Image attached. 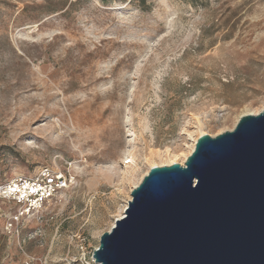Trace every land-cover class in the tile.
Listing matches in <instances>:
<instances>
[{
	"label": "rangeland",
	"instance_id": "rangeland-1",
	"mask_svg": "<svg viewBox=\"0 0 264 264\" xmlns=\"http://www.w3.org/2000/svg\"><path fill=\"white\" fill-rule=\"evenodd\" d=\"M262 108L264 0H0V184L67 179L39 212L0 199V264H84L151 152Z\"/></svg>",
	"mask_w": 264,
	"mask_h": 264
},
{
	"label": "water",
	"instance_id": "water-1",
	"mask_svg": "<svg viewBox=\"0 0 264 264\" xmlns=\"http://www.w3.org/2000/svg\"><path fill=\"white\" fill-rule=\"evenodd\" d=\"M97 264H264V108L152 166L93 251Z\"/></svg>",
	"mask_w": 264,
	"mask_h": 264
},
{
	"label": "built area",
	"instance_id": "built-area-1",
	"mask_svg": "<svg viewBox=\"0 0 264 264\" xmlns=\"http://www.w3.org/2000/svg\"><path fill=\"white\" fill-rule=\"evenodd\" d=\"M65 186H67V179L62 172L54 174L45 168L36 179L21 178L0 184V199L16 202L21 207V215H25L30 212H39L44 203ZM16 219L18 217H13L7 222L6 227L9 230L16 228ZM82 249L84 264H97L93 252L91 256L87 255L85 242Z\"/></svg>",
	"mask_w": 264,
	"mask_h": 264
},
{
	"label": "bare ground",
	"instance_id": "bare-ground-1",
	"mask_svg": "<svg viewBox=\"0 0 264 264\" xmlns=\"http://www.w3.org/2000/svg\"><path fill=\"white\" fill-rule=\"evenodd\" d=\"M263 109V108H262ZM261 109V110H262ZM248 113H258V111L257 112H246V113H244V114H248ZM143 125H144V130L145 131H151V129H150V126H149V124H148V122L145 120L144 122H143ZM203 126H204V122L203 121H201V119L200 120H197V130H198V132H199V134L198 135H195V133L194 132H189V134H188V137H189V140H190V144L189 145H187V150L185 151V152H182L181 154H179V155H175V158L174 159H170L169 158V156H168V158L167 159H170L169 161L167 160V163L166 162H164V161H162L161 160V162L159 163V161L158 162H156L154 159L156 158V157H159V159L163 156V154L165 153V152H163V151H161V150H158L157 149V151H154V152H151L150 154H149V157H146V161L148 162V164H149V166H150V168L152 167V166H161V165H169V164H172V163H174V162H178V163H180V164H184L185 163V161L187 160V158H188V156L191 154V152L193 151V149H194V147H195V144H196V142H197V139H198V137L200 136V135H202V134H205V131H203ZM152 134V133H151ZM168 151V150H167ZM166 153H168V152H166ZM171 154V153H170ZM164 157V156H163ZM179 157V158H178ZM166 160V159H165ZM149 168V169H150ZM147 173V172H146ZM145 173V174H146ZM121 174H122V178H123V176L125 175V171L124 170H122L121 171ZM144 174V175H145ZM144 175L138 180V181H133V185H132V187H130V193H131V191H132V189L134 188V187H136L138 184H139V182L141 181V179L144 177ZM131 199V194H130V197H129V199L128 200H130ZM128 200H127V202H126V204L124 205V207H121L120 209H119V211H118V213H117V218H119V217H122L123 215H124V212H125V208H126V206H127V204H128Z\"/></svg>",
	"mask_w": 264,
	"mask_h": 264
}]
</instances>
